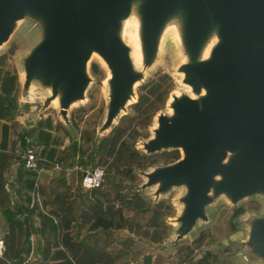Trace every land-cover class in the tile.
Instances as JSON below:
<instances>
[{
    "label": "water",
    "instance_id": "95a60500",
    "mask_svg": "<svg viewBox=\"0 0 264 264\" xmlns=\"http://www.w3.org/2000/svg\"><path fill=\"white\" fill-rule=\"evenodd\" d=\"M126 4L127 0H0V41L9 36L15 21L29 7L57 9L46 38L26 64L23 91L29 99L34 98L32 86L42 82V90L47 91L43 107L57 100L61 116L71 123L68 107L84 98V67L94 49L105 52L115 65L120 82L118 108L126 96L129 68L127 53L113 25L125 15ZM181 4H185L184 8L178 10ZM148 11L151 42L173 15L174 19L188 15L195 37L215 19L219 22L218 34L220 23L225 21L224 32L229 36V45L220 51L219 65L204 68L199 60L189 79L197 86H212L211 93L205 96L207 102H203H213L209 110L186 102L181 106L185 114L182 124L166 128L165 140L195 137L188 159L145 174L148 181L139 188L157 185V197L174 185L188 184L189 203L178 219L177 239H181L193 231L199 219L208 218L209 174L221 147L250 145L253 149L245 157L248 166L238 171L234 185L240 192L252 186L264 188V48L253 47L256 43L264 46V0H153ZM111 122L110 116L103 125L105 130ZM243 243L249 249L246 254L264 264V217L253 221L249 239Z\"/></svg>",
    "mask_w": 264,
    "mask_h": 264
},
{
    "label": "rangeland",
    "instance_id": "374dc122",
    "mask_svg": "<svg viewBox=\"0 0 264 264\" xmlns=\"http://www.w3.org/2000/svg\"><path fill=\"white\" fill-rule=\"evenodd\" d=\"M151 1L153 0H127L125 15L113 25L114 34L127 53L129 68L126 96L122 99L121 105L117 108L116 100L120 92V82L116 78L115 65L105 52L93 49L84 67L86 78L82 93L84 98L71 103L68 110L69 118L72 120L75 110L93 105L90 111L83 115L84 122L79 127L72 123L71 129L73 133L81 134V142L89 144V149L82 156L83 161L88 162H84V166L86 168L103 166L107 172V166L101 165L98 162L99 159L89 157L93 146L119 124L122 116L131 112V104L138 99L139 86L159 78L163 73H169L172 76L175 85L165 106L156 113L152 124L143 131L144 134L138 138L136 143L138 149L151 158H157L158 163L146 170L137 171L138 187L134 188V191H140L152 206L160 201H165L173 206L174 213L165 217L169 233H171L174 228L179 226L178 219L187 210L191 195L188 184L174 185L157 197L153 193L157 185L148 188L147 191L139 188L148 181L145 174L152 173L159 167L184 161L189 157L195 137L175 141L173 139L165 140L164 136L167 127L182 124L185 114L181 106H184L186 102L194 104L204 111H208L213 104V102H210L209 105L203 104L208 100L205 98V85L197 86L189 79L194 74L199 60L200 65L210 62L213 48L220 39L218 36L219 22L217 19L211 21L205 27L204 32L195 37L190 27L192 19L188 15H178L174 19L173 15L155 33L151 42L149 24L147 23ZM56 11V8L35 9L29 7L24 16L15 21L16 24L9 36L0 41V55L5 52H13L10 63L14 65L23 82L26 75V64L32 61L35 49L46 38V31L52 24L53 18L55 20L54 13L56 14ZM148 22L150 21L148 20ZM166 27L168 31L164 34ZM36 85L37 87L34 85L36 90L33 91L34 93L32 92L34 98L30 99L21 87L24 93H20L23 94L24 99V102L21 103V112L28 113L32 107H34L35 113H39L43 109L40 101L47 91L42 90V82L39 81ZM56 106L60 108L58 101ZM49 109L50 107L44 108V111L49 112ZM110 116L112 122L110 127L105 130L103 125L105 122L107 124ZM83 131L85 133H82ZM252 149L250 145L219 149V159L213 162L215 168L209 174V189L207 191L209 201L206 205L208 218L207 220L199 219L193 231L181 242L180 247L183 248L185 255L195 253L197 256L202 255L204 250L206 252L220 250L228 256H233L235 253L238 255L239 252L240 254L249 252L243 241L249 239L253 221L264 217V188L252 186L240 192L234 184L238 179V171L248 166L245 157ZM175 150L180 151V158L173 163H168V154ZM106 184L109 186L113 184L107 176ZM145 192H151L152 195H145ZM238 208H243V213L231 219ZM149 216L150 214L146 219ZM5 231L4 225L0 224V238H4ZM237 235L240 238L239 241L232 243ZM34 243H36L35 236ZM249 257L256 259L252 254ZM255 262L256 264L263 263L261 260ZM31 264H41V262L35 259Z\"/></svg>",
    "mask_w": 264,
    "mask_h": 264
},
{
    "label": "trees",
    "instance_id": "16d2710c",
    "mask_svg": "<svg viewBox=\"0 0 264 264\" xmlns=\"http://www.w3.org/2000/svg\"><path fill=\"white\" fill-rule=\"evenodd\" d=\"M12 53L0 55V218L6 220V249L4 255L0 256V264H9L15 258L28 256L32 250L30 237L35 235L41 240L39 246H35L36 255L45 264H111V253L104 246L74 238L73 209L67 204L65 196H57L54 200L57 208L47 211L41 210L38 205L31 208L30 196L26 198V204L13 199L9 174L12 160L20 158L16 149L17 142L20 141L26 147L25 135L34 134L36 129L39 134L35 137V143L42 142L46 148L51 144L58 145L63 141L60 135L63 127L59 123L54 124L53 117L49 115L41 118L36 128L22 131L16 129L14 121L20 112V80L16 68L10 63ZM174 85L172 76L163 73L159 78L139 86L138 99L131 104V112L122 116L119 124L93 146L89 157L97 158L101 165L107 166V178L113 184L119 182L120 189L115 194L93 190L94 201L82 214L83 224L88 223L89 229L127 227L136 234L149 237L154 243H162L167 236L165 217L174 213L173 206L165 201L152 206L140 191H134L138 187L137 171L146 170L158 163L157 158H151L138 149L136 143L144 134L143 131L150 127L156 113L165 106ZM92 107L75 110L71 123L79 127L84 122L83 115ZM52 131H56V134L53 135ZM12 133L15 134L13 139ZM75 147L78 148L76 140ZM81 152L83 156L86 154L83 150ZM168 155V163H173L180 158V151L175 150ZM28 173L33 174L31 171ZM30 187H34L32 181ZM125 209L130 216H125ZM243 211V208H238L231 219ZM148 214L150 216L146 219ZM35 216L42 218L39 225L35 222ZM117 218L119 221L115 220ZM140 218L146 222L140 223ZM217 258L215 251L205 252L196 264H214Z\"/></svg>",
    "mask_w": 264,
    "mask_h": 264
},
{
    "label": "crops",
    "instance_id": "0c3cea01",
    "mask_svg": "<svg viewBox=\"0 0 264 264\" xmlns=\"http://www.w3.org/2000/svg\"><path fill=\"white\" fill-rule=\"evenodd\" d=\"M19 80V105L21 110V103L24 102L22 95L25 92L23 91V93L21 90V87H23L22 77H19ZM32 88L33 91L36 90L33 86ZM56 102L57 100L48 106L50 107L48 110L49 112H45L44 107L39 113L34 112V107H32L28 113L20 111L14 121L17 130H30L37 127L38 121L41 118L51 115L54 119V124L59 123L63 127V131L60 133L63 138L61 144H51L46 148L44 143H36V149L40 157L39 170H28L24 167V154L27 146L23 147L20 141L17 142L16 149L20 158L12 160L9 174L10 182L13 186L11 190L13 191L14 200L17 199L18 202L26 204L28 202L26 198L30 196L31 199L35 191H38L42 197L44 209L47 211L57 208L54 203L57 196H65L67 204L73 209L72 235L74 238L83 240L89 244L98 243L104 246L111 253V264H196L204 253H202V255L200 254L201 256H197L196 253L185 255L180 245H182L181 242L184 241L188 235L181 239H177L179 226L174 228L171 233H169L168 230L167 236L162 243H154L149 237L136 234L127 227L117 228L116 226H109L107 229L99 227L93 230L89 229L88 223L83 224L82 214L94 201V191L86 190L81 185L83 174L81 168L85 169L84 162L88 163L83 161L81 151L83 150L86 152L89 149V144L87 145L81 142L80 133L75 134L72 132V123H67L63 119L60 114V109L56 106ZM40 103L43 105L44 99H42ZM38 134V130L35 129L34 134L31 135L35 138ZM52 134H56V131H52ZM13 138H15L14 133H12V139ZM75 140L78 141L77 149L75 147ZM76 152L77 156L75 157ZM60 161H63L65 164L62 168L57 167ZM29 171L33 172V174H29ZM31 181L34 183L33 188L30 187ZM118 183L119 182L116 184L114 183L112 186L104 184L103 188L100 190L103 193L111 192L115 194V192L120 189ZM151 187L152 186H148L142 190L147 191V189ZM8 188H10L9 185ZM155 192H153L154 195ZM150 194L152 195L151 192H145V195ZM106 205L107 203L105 202V207ZM124 212L125 216H130V213L126 209ZM41 220V217L35 216L37 225L41 223ZM115 220L119 221L118 218ZM138 221L140 223L146 222L145 219L141 220V218ZM0 224L4 225L6 228V220L4 217L0 218ZM52 236L53 233L50 234L51 238ZM35 238V246L37 247L41 240L38 235H35ZM239 239L237 235L235 241L232 243L239 241ZM215 253L218 255V258L214 264H256V262L254 263L255 260L251 259L246 253L240 254L239 252L238 255L235 253L233 256H228L220 250H215ZM36 254L35 252L36 261L45 264Z\"/></svg>",
    "mask_w": 264,
    "mask_h": 264
},
{
    "label": "built area",
    "instance_id": "2783aa9c",
    "mask_svg": "<svg viewBox=\"0 0 264 264\" xmlns=\"http://www.w3.org/2000/svg\"><path fill=\"white\" fill-rule=\"evenodd\" d=\"M25 141L27 144L25 154H24V167L28 170H39L40 169V157L38 155L36 149L35 138L33 135H25ZM65 164L63 161L57 164V167L62 168ZM83 171L82 178H81V185L86 190H94V189H101L103 188L106 182V169L103 166H94L91 168H81ZM30 207L35 208L37 205L40 206L41 210L45 211L42 197L40 196L39 192L35 191L31 200H30ZM30 241L32 244V250L28 256H25L23 259L15 258L14 260L10 261L9 264H31V262L35 259V243H34V236L30 237ZM5 241L4 238H0V256L4 255L5 252ZM206 250L203 251L205 253Z\"/></svg>",
    "mask_w": 264,
    "mask_h": 264
},
{
    "label": "bare ground",
    "instance_id": "6f19581e",
    "mask_svg": "<svg viewBox=\"0 0 264 264\" xmlns=\"http://www.w3.org/2000/svg\"><path fill=\"white\" fill-rule=\"evenodd\" d=\"M185 4H181L179 5L178 7V10H181L182 8H184ZM129 14V13H128ZM127 17V16H126ZM170 18V17H169ZM122 19V18H121ZM124 19V18H123ZM121 23V22H120ZM135 23V22H134ZM140 23V22H139ZM130 25V24H129ZM134 25V24H133ZM219 26V25H218ZM226 26V22L225 21H222L220 23V28H221V31L219 32V42L218 44L213 48V51H212V54H211V59H210V62L206 63V64H202L201 66L206 68V67H214V66H218L219 65V55H220V51L221 49L224 47V46H228L229 45V36L226 35V33L224 32V28ZM128 28V26H127ZM223 29V31H222ZM168 31L167 27L165 28V33L166 34ZM127 33V31L125 32V34ZM120 36V35H119ZM254 48H264L263 45H260L259 43H256L254 46ZM131 59V58H130ZM211 90H212V86H209L208 87H205V95H209L211 93ZM230 96V95H229Z\"/></svg>",
    "mask_w": 264,
    "mask_h": 264
}]
</instances>
